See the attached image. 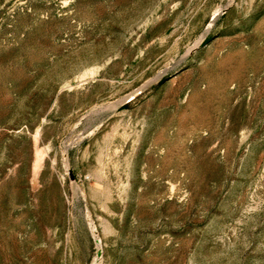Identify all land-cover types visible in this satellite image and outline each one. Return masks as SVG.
<instances>
[{
  "label": "rangeland",
  "instance_id": "1",
  "mask_svg": "<svg viewBox=\"0 0 264 264\" xmlns=\"http://www.w3.org/2000/svg\"><path fill=\"white\" fill-rule=\"evenodd\" d=\"M0 264H264V0H0Z\"/></svg>",
  "mask_w": 264,
  "mask_h": 264
},
{
  "label": "bare ground",
  "instance_id": "2",
  "mask_svg": "<svg viewBox=\"0 0 264 264\" xmlns=\"http://www.w3.org/2000/svg\"><path fill=\"white\" fill-rule=\"evenodd\" d=\"M41 158H43L42 157V152H38V154H37V164H38V162L40 161Z\"/></svg>",
  "mask_w": 264,
  "mask_h": 264
}]
</instances>
